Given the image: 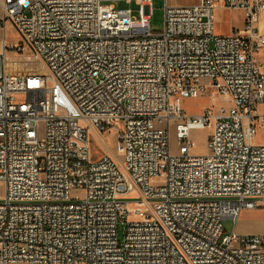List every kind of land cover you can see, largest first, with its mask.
Here are the masks:
<instances>
[{"label":"built area","instance_id":"2783aa9c","mask_svg":"<svg viewBox=\"0 0 264 264\" xmlns=\"http://www.w3.org/2000/svg\"><path fill=\"white\" fill-rule=\"evenodd\" d=\"M118 1L133 0H2L20 38L0 50V264H264V233L223 225L264 208V0L165 3L159 30L152 0ZM219 7L244 26L217 34ZM8 49L48 70L13 72ZM215 92L230 105L182 106Z\"/></svg>","mask_w":264,"mask_h":264},{"label":"rangeland","instance_id":"374dc122","mask_svg":"<svg viewBox=\"0 0 264 264\" xmlns=\"http://www.w3.org/2000/svg\"><path fill=\"white\" fill-rule=\"evenodd\" d=\"M183 2H190L192 0H182ZM117 7H128L133 10L135 15L138 14V4L135 0L131 3L126 1H118L115 3ZM153 15L150 19V26L152 30L162 29L164 24V6L165 0H153ZM3 14L2 0H0V50L3 48V40H6L7 45H16L19 41V34L9 24H4L1 20ZM7 62L11 70L19 74L30 73H46L48 70L43 61L37 55H23L15 54L14 50L8 49ZM224 104L229 106L228 97L220 95L218 92L212 95H204L199 98H185L182 102L183 108L191 115H198L204 111L206 107L217 106ZM264 109V106H261ZM213 131V124L197 127L192 130L191 138L192 153L205 154L208 151V137ZM91 144L96 156L103 154H110L113 158L120 160L121 153L117 149L116 139L114 132H110L105 137L100 136L95 130L91 129ZM257 142H264V134L258 133L255 137ZM179 147L175 134L171 138L170 151L172 154H177ZM76 192V191H75ZM5 195V185L0 181V199ZM224 232L232 233H264V208L245 209L241 212L238 221L235 222L231 218L223 220ZM124 224H119V238L122 240L124 236ZM13 264H40L28 262H16Z\"/></svg>","mask_w":264,"mask_h":264},{"label":"crops","instance_id":"0c3cea01","mask_svg":"<svg viewBox=\"0 0 264 264\" xmlns=\"http://www.w3.org/2000/svg\"><path fill=\"white\" fill-rule=\"evenodd\" d=\"M153 1V0H152ZM199 0H192L188 3L182 0H165V3L177 6V5H191L198 3ZM244 26V12L242 9H227L219 7L215 13V32L220 35H228L235 28H242ZM259 27L264 31V13L261 15ZM261 60L264 62V53L261 56Z\"/></svg>","mask_w":264,"mask_h":264}]
</instances>
